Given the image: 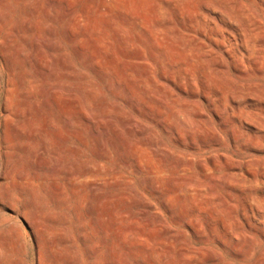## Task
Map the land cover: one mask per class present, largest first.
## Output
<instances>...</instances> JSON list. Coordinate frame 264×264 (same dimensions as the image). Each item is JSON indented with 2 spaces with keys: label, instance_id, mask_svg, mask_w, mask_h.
Here are the masks:
<instances>
[{
  "label": "rangeland",
  "instance_id": "obj_1",
  "mask_svg": "<svg viewBox=\"0 0 264 264\" xmlns=\"http://www.w3.org/2000/svg\"><path fill=\"white\" fill-rule=\"evenodd\" d=\"M0 264H264V0H0Z\"/></svg>",
  "mask_w": 264,
  "mask_h": 264
}]
</instances>
